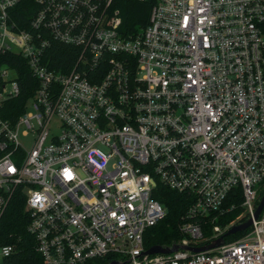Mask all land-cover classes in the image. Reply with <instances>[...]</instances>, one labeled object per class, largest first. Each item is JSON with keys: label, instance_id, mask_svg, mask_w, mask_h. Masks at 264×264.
Instances as JSON below:
<instances>
[{"label": "built area", "instance_id": "obj_1", "mask_svg": "<svg viewBox=\"0 0 264 264\" xmlns=\"http://www.w3.org/2000/svg\"><path fill=\"white\" fill-rule=\"evenodd\" d=\"M122 25L117 0H0V55L38 82L0 118V220L24 199L45 264H264V0H153L144 28ZM55 44L69 49L56 64ZM20 95L0 66V110ZM159 184L189 198L176 244L252 225L207 252L145 255L167 216Z\"/></svg>", "mask_w": 264, "mask_h": 264}, {"label": "trees", "instance_id": "obj_2", "mask_svg": "<svg viewBox=\"0 0 264 264\" xmlns=\"http://www.w3.org/2000/svg\"><path fill=\"white\" fill-rule=\"evenodd\" d=\"M152 5L153 0L145 3L139 0H117V6L122 13V29L134 33L144 28L148 24ZM54 46L57 47V50L53 51V62L56 64L66 58L69 49L58 44ZM2 65L16 68L18 72L21 95L17 99L8 101L0 110V118L15 121L24 112L26 103L34 93V88L38 86V82L33 77L27 61L20 56L14 54L0 55V66ZM263 194L264 190H262L260 196L262 197ZM154 198L166 208L167 216L162 222L146 232V249L157 245L171 246L180 242L183 235L179 231V225L189 207L188 196L170 190L162 184H159L155 190ZM242 201V198L239 197L237 199L238 205L242 204ZM241 211L239 206L235 212L222 216L217 224L223 227L230 224L241 214ZM29 223L30 217L25 209L24 199L16 197L0 220V248L4 246L14 248L12 255L4 258L3 264H45L42 257L36 252V240L28 231ZM205 231L206 236L210 237L212 235V224L207 223ZM244 234L246 232L228 236L225 238V242H231ZM209 242L200 243V246L209 244ZM118 258L117 256H108L85 264H109L118 260Z\"/></svg>", "mask_w": 264, "mask_h": 264}, {"label": "water", "instance_id": "obj_3", "mask_svg": "<svg viewBox=\"0 0 264 264\" xmlns=\"http://www.w3.org/2000/svg\"><path fill=\"white\" fill-rule=\"evenodd\" d=\"M264 210V194L261 197V200L259 202L258 208L255 212V219L259 217L261 212ZM252 225V219L248 220L246 223H243L241 225H236L229 229L223 236L218 238L217 240L211 242L210 244L199 246V247H192V246H185V245H180V244H173L171 246H153L149 248L146 252L145 255H156V254H171L173 252H176L178 250H187L191 251L193 253H201V252H207L213 249H216L225 243V238L231 235H235L240 232H245L247 231ZM111 264H119L117 261L112 262Z\"/></svg>", "mask_w": 264, "mask_h": 264}, {"label": "rangeland", "instance_id": "obj_4", "mask_svg": "<svg viewBox=\"0 0 264 264\" xmlns=\"http://www.w3.org/2000/svg\"><path fill=\"white\" fill-rule=\"evenodd\" d=\"M262 190H264V186L262 187ZM262 190H261V191H262ZM260 193H261V192H260ZM259 197L261 198V196H259ZM0 262L3 263V256L1 255V253H0Z\"/></svg>", "mask_w": 264, "mask_h": 264}, {"label": "snow or ice", "instance_id": "obj_5", "mask_svg": "<svg viewBox=\"0 0 264 264\" xmlns=\"http://www.w3.org/2000/svg\"><path fill=\"white\" fill-rule=\"evenodd\" d=\"M67 175H68L69 177H71V174H70V173H68Z\"/></svg>", "mask_w": 264, "mask_h": 264}, {"label": "crops", "instance_id": "obj_6", "mask_svg": "<svg viewBox=\"0 0 264 264\" xmlns=\"http://www.w3.org/2000/svg\"><path fill=\"white\" fill-rule=\"evenodd\" d=\"M3 262H4V258H3ZM0 264H3V263L0 262Z\"/></svg>", "mask_w": 264, "mask_h": 264}, {"label": "clouds", "instance_id": "obj_7", "mask_svg": "<svg viewBox=\"0 0 264 264\" xmlns=\"http://www.w3.org/2000/svg\"><path fill=\"white\" fill-rule=\"evenodd\" d=\"M71 177H69V179H70Z\"/></svg>", "mask_w": 264, "mask_h": 264}]
</instances>
